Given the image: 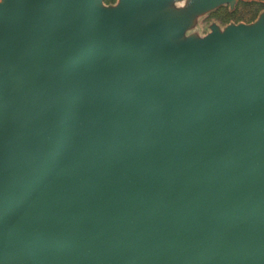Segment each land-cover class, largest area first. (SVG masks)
Listing matches in <instances>:
<instances>
[{
	"label": "water",
	"instance_id": "1",
	"mask_svg": "<svg viewBox=\"0 0 264 264\" xmlns=\"http://www.w3.org/2000/svg\"><path fill=\"white\" fill-rule=\"evenodd\" d=\"M0 21V264H264V18L179 46L103 0Z\"/></svg>",
	"mask_w": 264,
	"mask_h": 264
},
{
	"label": "rangeland",
	"instance_id": "2",
	"mask_svg": "<svg viewBox=\"0 0 264 264\" xmlns=\"http://www.w3.org/2000/svg\"><path fill=\"white\" fill-rule=\"evenodd\" d=\"M103 7H132L139 17L152 20L165 18L178 26L169 45L200 43L214 31L225 32L232 27L254 25L264 18V0H103ZM1 24V21H0Z\"/></svg>",
	"mask_w": 264,
	"mask_h": 264
}]
</instances>
